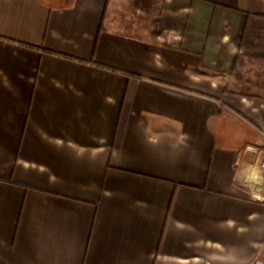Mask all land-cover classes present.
<instances>
[{
  "label": "crops",
  "instance_id": "crops-1",
  "mask_svg": "<svg viewBox=\"0 0 264 264\" xmlns=\"http://www.w3.org/2000/svg\"><path fill=\"white\" fill-rule=\"evenodd\" d=\"M263 157L264 0H0V264L264 263Z\"/></svg>",
  "mask_w": 264,
  "mask_h": 264
},
{
  "label": "bare ground",
  "instance_id": "bare-ground-1",
  "mask_svg": "<svg viewBox=\"0 0 264 264\" xmlns=\"http://www.w3.org/2000/svg\"><path fill=\"white\" fill-rule=\"evenodd\" d=\"M260 170L258 169V167H253V168H250L246 175H247V182L250 184V185H253V184H261L262 182V178H261V174H260ZM260 195V194H259Z\"/></svg>",
  "mask_w": 264,
  "mask_h": 264
},
{
  "label": "rangeland",
  "instance_id": "rangeland-1",
  "mask_svg": "<svg viewBox=\"0 0 264 264\" xmlns=\"http://www.w3.org/2000/svg\"><path fill=\"white\" fill-rule=\"evenodd\" d=\"M259 197L262 198L263 195H259ZM253 264H264V263L262 261H260V257L256 256Z\"/></svg>",
  "mask_w": 264,
  "mask_h": 264
},
{
  "label": "built area",
  "instance_id": "built-area-1",
  "mask_svg": "<svg viewBox=\"0 0 264 264\" xmlns=\"http://www.w3.org/2000/svg\"><path fill=\"white\" fill-rule=\"evenodd\" d=\"M248 149L249 151H253L251 148H248ZM259 165H261V168L264 170V157Z\"/></svg>",
  "mask_w": 264,
  "mask_h": 264
}]
</instances>
